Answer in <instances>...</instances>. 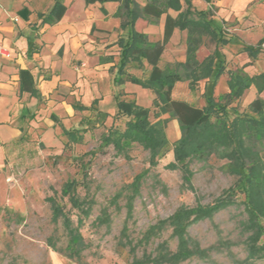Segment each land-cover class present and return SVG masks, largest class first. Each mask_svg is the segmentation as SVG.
Instances as JSON below:
<instances>
[{"label":"rangeland","instance_id":"rangeland-1","mask_svg":"<svg viewBox=\"0 0 264 264\" xmlns=\"http://www.w3.org/2000/svg\"><path fill=\"white\" fill-rule=\"evenodd\" d=\"M246 1L237 0V10ZM249 9L261 18L255 34L264 38V0L251 4ZM225 32L232 33L231 30ZM122 36L126 38V35ZM119 38L112 36L111 40H115L116 45ZM186 44L185 33L178 44L177 56H181V49L186 48ZM255 46L261 47L256 60L248 54L236 56L242 51L229 58L224 45L207 37L197 51V57L198 54L203 57L216 52L215 67L224 66L223 76L227 78L230 70H244L241 64L246 58L254 59L256 69H264V39ZM113 54L109 57L115 58V64L109 72L89 68L86 75L92 83H99L104 95L102 103L96 101V104L90 99L91 108L64 116L56 123L49 113L51 108H40L47 103L38 100L32 104V110L41 109V114L31 118L25 116L19 121L22 140L0 146V264H133V260L144 253L157 256L162 243L175 251L178 242L169 225L150 242L140 239L149 226L169 218L181 205L195 206L197 199L203 205L211 204L229 187H235L238 177L228 172L227 160L215 155L205 161L192 159L189 167L194 190L185 185L182 169L169 167L175 162L172 148L181 137L179 121L169 114H163L161 118L167 119L170 149L156 165H150V152L139 143H129L122 152L117 151L106 135L112 125L119 130L126 127L128 118L118 114L116 101V96L128 95L121 86L131 92L127 99H134L146 108H152L155 93L133 81L116 83L120 58ZM170 59L171 53L165 56L166 61ZM175 63L165 62L162 66ZM130 69L139 75L145 71L135 65ZM68 75L73 79L74 74ZM213 81L214 76L201 80L192 90L188 81H179L173 96L199 107L205 106L210 95L219 100L229 91L227 80L215 85ZM71 94L65 90L57 93L66 101L72 100L68 99ZM261 95L264 98V90ZM251 98L252 93L247 89L228 107L230 115L233 116L234 110L248 114ZM151 120H157L153 111ZM73 129L79 130L76 140L66 134V130ZM72 180L77 181L76 193L91 205L90 215L79 226L86 246L79 258H72L66 252L69 235L63 220H54L50 201V198L56 199L77 227L80 212L73 207L69 196H62L64 185ZM243 198L239 192L236 203L217 212L211 219L189 227L188 234L208 250L209 257H192L179 264H264V258L248 255V232L242 230L241 225L247 218ZM130 205L132 213L128 212ZM127 240L136 245L134 253Z\"/></svg>","mask_w":264,"mask_h":264},{"label":"trees","instance_id":"trees-1","mask_svg":"<svg viewBox=\"0 0 264 264\" xmlns=\"http://www.w3.org/2000/svg\"><path fill=\"white\" fill-rule=\"evenodd\" d=\"M85 1L87 4L107 1L121 3L116 15L123 20L122 28L128 30V35L126 38L120 37L117 43L120 47V65L115 82L122 84L126 80L133 81L152 89L155 93L152 108H146L134 99L116 96L118 114L128 119L124 130L112 125L106 139L112 141L117 151L121 152L129 143L141 144L150 152V165H156L170 149L166 132L167 119L161 118L163 114H169L179 121L181 129V137L172 148L175 162L170 163L169 167L182 169L185 185L194 190L189 162L192 159L205 161L213 155L227 160L228 172L238 177L235 187H229L213 203L203 205L197 199L195 206L181 205L169 218L149 226L140 239L141 242H150L169 225L172 235L177 239V248L171 251L167 244L162 243L157 256L144 253L141 258H135L133 264H179L192 257L207 259L208 250L202 248L199 242L188 234V229L199 221L211 219L217 212L236 203L235 197L239 192L244 196L242 203L247 211V218L241 225L242 230L248 232V255L250 258H264V241L261 242L264 238V98L261 96L264 90V71L249 75L244 70H230L229 91L221 95L219 100L213 94L210 95L206 105L202 107L175 98L173 91L177 82L188 81L192 90L201 80L212 76L215 85L225 73L224 66L215 67L218 56L216 52L203 61L197 58V50L203 44L204 36H209L220 44L229 42L224 30L212 25L214 7L211 6L207 11H192L190 0H185L189 10L179 14L177 18L168 15L164 38L153 41L148 34L136 30V20L140 17L159 19L169 8H180V0H147L143 7L136 0ZM204 1L210 5L214 2ZM65 11L66 6L57 1L43 22L56 23ZM176 27L188 31L186 61L176 62L170 65L171 67H161L159 62ZM246 50L252 58H256L261 47L248 46ZM144 61L151 67L147 75L137 76L129 71L131 63H137L140 68H144ZM20 76L21 91L35 94V80L31 71L23 69ZM252 85L256 86L258 95L249 104V113L243 114L234 110L231 116L228 107L239 100ZM152 111L156 121L151 120ZM77 133L79 130H66V134L73 140L79 137ZM76 186L75 180L67 182L62 189V196H69L73 207L80 212L77 227L73 226L71 217L57 200L50 198L54 220L58 222L62 219L69 235L66 252L72 258H79L81 251L86 247L79 226L91 213V205L76 193ZM131 207L130 205L129 213H132ZM127 243L130 245V251L134 253L136 245L131 240H127Z\"/></svg>","mask_w":264,"mask_h":264},{"label":"crops","instance_id":"crops-1","mask_svg":"<svg viewBox=\"0 0 264 264\" xmlns=\"http://www.w3.org/2000/svg\"><path fill=\"white\" fill-rule=\"evenodd\" d=\"M57 1L66 6L63 17L56 23L43 22ZM257 1L259 0H248L239 10L236 7L237 0H214L212 5L204 0H190V5L192 11H207L211 6L214 7L212 25L224 30L229 42L222 45L226 47L225 53L228 57L233 58L240 51L242 52L236 56L249 55L246 48L259 47L255 46L256 42L259 44L264 39L261 35L255 34L261 18L250 13L249 9V6ZM136 2L143 7L147 0H136ZM120 5L118 1L87 4L85 0H0V44L7 51V54L0 53L1 147L13 140H22V126H18L19 121L25 116L31 118L41 114V109L32 110V104L38 100L39 103L41 101L47 103L40 105V108H51L49 113L54 121L58 119L56 123H60V119L64 116L83 113L91 108L90 99L102 103L104 95L99 83H92L86 75L89 74V68L107 73L115 64L113 62L115 58L112 60L109 56L116 53L120 58V47L117 43L115 45V40H111L112 36L121 37L124 34L127 37L128 35V30L122 28L123 20L116 15ZM188 7L185 0H180V8H169L159 19L138 18L135 28L139 32L148 34L153 41L162 40L165 36L167 16L177 18L179 14L189 10ZM225 30H231L232 33H227ZM185 33L187 40V30H181L179 27L174 29L159 62L161 67H164L162 65L165 62L186 61L187 44L186 48L182 47L181 56H177L176 53ZM251 33L252 36H249ZM207 37L209 36H204L203 39ZM113 49L115 51L110 53ZM169 53L172 59L166 61L165 56ZM210 54L212 53L203 57L198 54L197 58L203 61ZM253 60L249 58L244 60L245 62L241 64L244 71L249 75L263 72L264 69L254 67ZM133 65L140 68L134 63H131L130 67ZM144 65L141 69L145 71L143 70L141 75L130 68L129 71L137 76H145L151 67L146 61ZM23 69L33 74L35 94L21 91L20 71ZM68 74H74L73 79L68 77ZM228 79L229 75L227 78L222 75L218 84ZM121 88L128 92L125 98H129L131 92L126 91L124 85ZM62 90L72 93L68 98L72 100L66 101L65 97L57 95ZM248 91L252 93L250 100L252 102L258 95L257 88L252 85ZM81 106L87 108L82 109Z\"/></svg>","mask_w":264,"mask_h":264},{"label":"built area","instance_id":"built-area-1","mask_svg":"<svg viewBox=\"0 0 264 264\" xmlns=\"http://www.w3.org/2000/svg\"><path fill=\"white\" fill-rule=\"evenodd\" d=\"M0 53L1 54H7L6 49L0 44Z\"/></svg>","mask_w":264,"mask_h":264}]
</instances>
